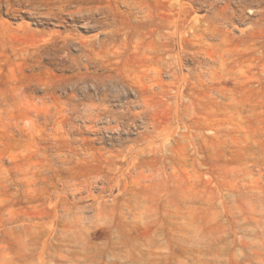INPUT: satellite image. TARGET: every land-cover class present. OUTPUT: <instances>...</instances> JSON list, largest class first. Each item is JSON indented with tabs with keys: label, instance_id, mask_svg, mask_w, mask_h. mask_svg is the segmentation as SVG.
Segmentation results:
<instances>
[{
	"label": "rangeland",
	"instance_id": "1",
	"mask_svg": "<svg viewBox=\"0 0 264 264\" xmlns=\"http://www.w3.org/2000/svg\"><path fill=\"white\" fill-rule=\"evenodd\" d=\"M177 2L72 0L82 12L58 20L42 0H0V264H70L55 240L61 203L86 218L79 264H264V2L234 0L243 17L199 53L190 35H175L170 70L155 34L182 24ZM181 2L203 26L209 3ZM211 59L224 67L210 73ZM146 138L171 145L169 262L146 255L152 231L132 202L113 204L123 186L100 188L108 151ZM55 149L80 160L58 165L45 157ZM70 174L88 177L89 193L56 197Z\"/></svg>",
	"mask_w": 264,
	"mask_h": 264
},
{
	"label": "bare ground",
	"instance_id": "2",
	"mask_svg": "<svg viewBox=\"0 0 264 264\" xmlns=\"http://www.w3.org/2000/svg\"><path fill=\"white\" fill-rule=\"evenodd\" d=\"M204 1L209 3L212 10L211 14L204 19L205 24L203 26L198 25L197 16H192L191 18L190 14L185 12L183 3L180 0V2L170 4V6L177 8V17L181 20L182 24L180 25V22L177 20L178 25L175 24L176 22L174 23L176 26L173 32L160 35L157 31L155 34V38L159 41L162 39L161 36H164L166 44L159 42L156 50L159 54L158 60L162 61L170 70L174 68L177 59L172 48L175 35L178 37H182L181 33L184 34V37L190 35L194 44L197 45V49L195 47V50L199 53L202 50L201 44L207 40L208 36L221 40L223 35L228 33V28L233 25L234 21L243 17L238 14L237 9H239L238 6L240 5H235L234 0H217V3H213V0ZM42 2V5L45 7V14L53 16L58 20L62 13L75 15L82 12L80 6H77L74 11L68 9V5L72 0H42ZM257 2L260 5L264 0H257ZM261 16L264 17V13ZM180 52L186 53L187 51L181 47ZM207 66L210 73H213L218 68L224 67V60L211 59ZM195 77L199 79L201 74L196 73ZM142 141L148 143V152L145 150L147 146L144 148L136 146L137 148H135L133 146L135 145L134 143L133 145L131 144L133 147H128V150L125 152L108 151L107 155H109L110 159L106 174L100 177V188L102 191H105L107 188L112 190L115 187L121 188L123 186L119 192L121 197L114 198L112 200L113 204H119L120 201L123 202L124 200L132 202L131 208L135 210L143 225L152 231L150 235H146L148 237L143 245L146 255L151 260L165 259V261L169 262L173 255L174 229L172 228L171 219L175 200L171 145L168 140H163L159 145H155L154 138H146ZM160 152H164L162 157L166 162L165 165L158 160L157 155ZM47 156L50 159L57 160L58 165H66L68 167L72 165V162L80 160L78 156L67 155L60 149H55L53 153L45 155V157ZM117 161H124V169L121 168L123 163ZM16 168L18 170L20 168L17 163ZM25 175V173L20 172V176L25 177ZM89 180L88 177L77 178L70 174L60 180L62 188H55L54 195L57 197L62 191L65 194L70 193L71 195H81L83 192L89 193ZM98 205L102 209H106L110 204L107 201H100ZM58 208L57 219L59 228L55 238L58 246L57 249L60 255L67 260V263L79 264L89 256L86 245V236L88 234L86 218L79 214L74 205L61 203ZM117 242L118 244L122 243L119 239H117ZM162 250L164 251L163 253Z\"/></svg>",
	"mask_w": 264,
	"mask_h": 264
}]
</instances>
